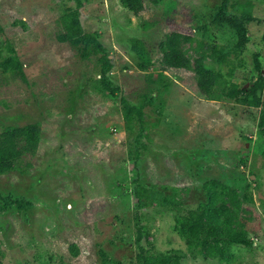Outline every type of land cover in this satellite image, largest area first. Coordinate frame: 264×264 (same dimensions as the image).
<instances>
[{
	"label": "rangeland",
	"instance_id": "rangeland-1",
	"mask_svg": "<svg viewBox=\"0 0 264 264\" xmlns=\"http://www.w3.org/2000/svg\"><path fill=\"white\" fill-rule=\"evenodd\" d=\"M220 3L143 0L133 15L117 0H0V132L40 128L34 153L0 175V264H142L143 255L264 264V127L260 106L241 97L257 63L264 102V0H226L228 15L241 16L233 3L250 6L242 35L220 18ZM66 14L96 45L60 41ZM170 31L216 46L222 60L205 67L233 83L236 98L205 99L191 71L161 64ZM209 180L227 188L209 206L228 224L215 232L241 242L198 244L179 232L190 210L207 223Z\"/></svg>",
	"mask_w": 264,
	"mask_h": 264
},
{
	"label": "trees",
	"instance_id": "trees-1",
	"mask_svg": "<svg viewBox=\"0 0 264 264\" xmlns=\"http://www.w3.org/2000/svg\"><path fill=\"white\" fill-rule=\"evenodd\" d=\"M119 5L133 15H137L143 9V0H117ZM226 0H221L219 10L223 13L220 18L226 22L230 27L234 28L238 35L243 34L242 19H249L251 17L250 6L233 3L232 8L234 10H240L241 16L236 17L233 14L226 13ZM62 25L65 28L64 35H59L60 41L70 40L71 43H75L78 38H81L85 44L93 43L96 45L91 35L82 33L79 22L74 14H66L61 17ZM21 28L25 29L23 21H18ZM18 23V24H19ZM192 46L194 55L189 56L186 52L185 46ZM136 54L140 57L141 62H148V51L144 47L141 41H136ZM12 54L13 52L9 49ZM158 50L160 52V62L163 66L172 69H183L191 71L194 74L195 85L197 91L203 98L208 100H222L236 98L237 91L234 88V84L227 85L225 81L215 71L205 67V61L208 58L215 57V60H222L216 52V46L213 44H207L195 39L192 35L181 33L178 31L167 32L158 43ZM102 73L109 69L110 65L103 57ZM254 71L257 75L248 84V87L241 92L243 99L250 96L248 103L255 107L260 106L257 126L259 128L264 127V102L260 101L256 95L258 90L262 88V75H260L261 69L257 63H254ZM40 128L35 123L25 124L22 126L6 128L0 132V175L6 174L15 168L18 161L24 154L34 153L38 144ZM202 188L204 190L206 218L207 223L203 224L201 220V214L197 210L188 211L185 223L180 226V231L185 235L188 240H194L198 244H204L206 239H213L214 241H222L225 243L241 242L238 241L235 236H227L220 232H215L216 227H221L227 230L228 224L220 221L212 213L209 208L210 203L214 200V191H225L227 188L220 186L213 180H209L203 183ZM137 195V191L135 193ZM203 234V238L200 235ZM195 244V243H194ZM206 251L209 254H215L220 251L214 245H208ZM69 252L72 256L78 254V248L75 244L69 245ZM142 264H170L173 257L170 256H145L142 257ZM101 264H109L103 262ZM112 264H121L119 261H113Z\"/></svg>",
	"mask_w": 264,
	"mask_h": 264
}]
</instances>
